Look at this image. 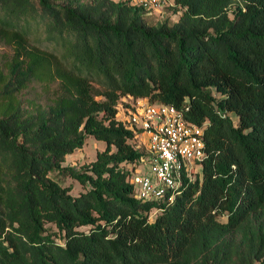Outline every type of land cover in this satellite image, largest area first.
<instances>
[{
  "label": "trees",
  "instance_id": "trees-1",
  "mask_svg": "<svg viewBox=\"0 0 264 264\" xmlns=\"http://www.w3.org/2000/svg\"><path fill=\"white\" fill-rule=\"evenodd\" d=\"M173 2L176 21L151 22L125 0H0L13 49L0 75V264H264V0ZM34 23L55 50L31 42ZM33 83L57 84L52 103L24 104ZM125 96L188 106L207 125L202 177L184 176L173 201L135 197L126 166L145 154L118 118ZM90 136L106 142L96 160L64 165Z\"/></svg>",
  "mask_w": 264,
  "mask_h": 264
},
{
  "label": "built area",
  "instance_id": "built-area-1",
  "mask_svg": "<svg viewBox=\"0 0 264 264\" xmlns=\"http://www.w3.org/2000/svg\"><path fill=\"white\" fill-rule=\"evenodd\" d=\"M145 8L152 16L169 0H125ZM119 109L118 118L134 134L137 149L145 155L139 164L126 166L129 181L139 200L173 201L181 192L184 176L190 181L202 177V161L207 156L206 123L200 125L186 118L189 107L134 99ZM139 141V144L137 143ZM146 165L144 172L138 167Z\"/></svg>",
  "mask_w": 264,
  "mask_h": 264
},
{
  "label": "rangeland",
  "instance_id": "rangeland-1",
  "mask_svg": "<svg viewBox=\"0 0 264 264\" xmlns=\"http://www.w3.org/2000/svg\"><path fill=\"white\" fill-rule=\"evenodd\" d=\"M173 0H169L168 3L161 8L158 13L152 15L151 22L161 21L163 19H170V21H176L179 18L180 13L175 9ZM33 32L31 34V42L43 49L55 50L56 44L54 41L47 39V34L42 24H33ZM13 56V49L9 45L0 43V75L1 73L8 72V64ZM57 84H53L49 91L40 83H33L29 87L23 89L18 97L24 100L25 105H29L31 102L47 104L52 103V99L56 94ZM220 98V94H216ZM135 100L129 96H125L121 99L119 109L123 111L125 104L133 103ZM233 120L237 123L238 117L235 114H231ZM139 144V141L137 142ZM106 148V142L104 140H98L93 136H90L85 143V146L81 149L75 150L71 155H68L64 165L76 166L77 168L82 167L84 164H88L96 160L98 151H103ZM140 150L145 151V147H141ZM131 167V165H129ZM146 168L145 164L138 167V172H144ZM53 175V174H52ZM201 175V174H200ZM199 175V176H200ZM59 178V174L57 175ZM64 185H70L72 187V193L78 195L80 192H84L85 188L79 184L75 179L70 176L65 177L63 180ZM151 220L153 221L156 217V213H151ZM220 220L226 221V216L219 217ZM51 225V224H49ZM52 231H57V228L53 225L49 226ZM85 231L89 230V227H82ZM60 242V241H59Z\"/></svg>",
  "mask_w": 264,
  "mask_h": 264
},
{
  "label": "crops",
  "instance_id": "crops-1",
  "mask_svg": "<svg viewBox=\"0 0 264 264\" xmlns=\"http://www.w3.org/2000/svg\"><path fill=\"white\" fill-rule=\"evenodd\" d=\"M68 157V156H67Z\"/></svg>",
  "mask_w": 264,
  "mask_h": 264
}]
</instances>
